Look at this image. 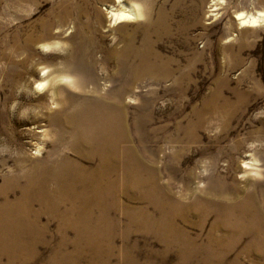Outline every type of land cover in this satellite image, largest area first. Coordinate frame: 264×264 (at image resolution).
Masks as SVG:
<instances>
[{
  "label": "rangeland",
  "instance_id": "374dc122",
  "mask_svg": "<svg viewBox=\"0 0 264 264\" xmlns=\"http://www.w3.org/2000/svg\"><path fill=\"white\" fill-rule=\"evenodd\" d=\"M113 2L0 0V193L18 175L23 160L55 162L62 152L72 157L64 148L72 141L53 119L71 111L93 87L117 98L120 86L130 81L129 65H122L119 54L132 36L134 53L147 55L150 44L162 59H151L150 66L167 64L171 70L161 81L141 77L127 102L136 152L154 163L158 182L171 195L166 200L179 231L167 233V243L160 242L116 211L111 215L118 222L111 245L103 241L104 233L99 243L84 234L88 245H78L75 231L60 232V219L44 215L41 224L48 231L33 246L36 256L30 257L33 247H0V264H215L219 248L208 240L214 217L186 208L199 198L241 200L245 194L257 195L264 206V23L241 28L236 19L239 13L264 12V0H149L154 17L180 2L170 21L171 33L162 29L149 39L147 20L115 26L109 7ZM153 69L157 77L166 68ZM55 71H69L73 78L57 83L53 100L52 81L40 83ZM212 102L215 110L205 115L194 138L183 131L177 134L179 124L196 122L197 112ZM142 114L157 133H140ZM253 159L258 169L245 172V163ZM18 194L20 190L14 191L10 199ZM180 229L197 240L196 247L180 244ZM235 235L226 245L230 260L239 254L241 264H264V252L242 253L250 249L249 238ZM64 240L66 253L60 252Z\"/></svg>",
  "mask_w": 264,
  "mask_h": 264
},
{
  "label": "bare ground",
  "instance_id": "6f19581e",
  "mask_svg": "<svg viewBox=\"0 0 264 264\" xmlns=\"http://www.w3.org/2000/svg\"><path fill=\"white\" fill-rule=\"evenodd\" d=\"M148 1L114 0L113 5L109 7L115 26L137 24L144 19L150 29L148 39L153 35L158 36L162 29L166 34L171 33L170 21L174 19L176 8H180V2L176 4V8L169 11L161 9L157 17H154L152 5ZM214 6L216 8V2ZM214 11L216 9L211 10ZM236 19L241 28H253L264 23V12L239 13ZM133 43L132 36L128 37L125 48L119 54L124 63L122 65H129L126 78L130 81L120 86L122 88L118 89L116 99L112 97V93L104 94V88L93 87L92 91L84 93V100L74 106L75 108L62 111L59 118L53 119V125L59 127L61 132L71 139V144L64 148L72 157L62 152L58 154L55 162H45L39 158L33 161L23 160L17 168L18 175L5 184V189L0 193V247L24 251L28 247L32 249L40 241L43 242L48 231L47 226L41 224L44 215L60 219V232L75 231L78 245H88L85 239L83 240L84 234H92L97 237L99 243L102 233V237L106 235L103 241L111 245L118 227V222L112 220L111 215L116 211H121L132 226L153 232L160 242H166L167 233H178L179 228L176 227L173 213L170 211L171 205L168 206L166 200V197L171 195L164 192L163 186L158 182L154 163H147L136 152L128 104L132 100L133 87L137 80L151 76L161 81L171 75V70L167 64L160 67L150 66L151 59L162 61L152 45L148 44L147 55H140L133 52ZM134 62H137V67ZM153 67L166 69L155 77L156 69ZM68 72L49 73L40 83L43 86V82L52 81L49 83L53 84V100L57 83L73 78L71 72ZM224 102L227 106L228 102ZM214 110L213 102L207 104L197 112L196 122H190L185 127L179 124L177 134L180 135V131H183L187 136L194 138V132L206 122L205 115L212 114ZM142 115L143 130L141 129L140 133H157L158 130L152 128L151 120ZM41 150L39 147L37 153ZM256 162V159H253V163H245V172L258 169ZM21 180H25V184L22 185ZM16 190H20V194L16 199H10V195ZM256 196L245 194L241 200L231 199L229 196L219 200L199 198L200 201L195 205L186 208L188 212L196 211L201 216L211 214L214 217L208 240L219 248L215 264H241V255L234 256L232 260L228 257L227 241L235 234L249 238L250 249H245L242 253L249 255L253 251L264 252V206ZM122 198L144 206L134 208L125 205ZM10 242L15 248L9 245ZM172 244L177 245L176 242ZM180 244L196 247L197 240L180 229ZM67 246L68 243L62 241L60 252L66 253ZM35 253L33 247V255L30 257H35ZM79 254L74 257V261H79Z\"/></svg>",
  "mask_w": 264,
  "mask_h": 264
}]
</instances>
